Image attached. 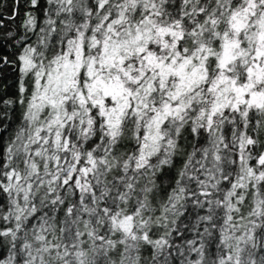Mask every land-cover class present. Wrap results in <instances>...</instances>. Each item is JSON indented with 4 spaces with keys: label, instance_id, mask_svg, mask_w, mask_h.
I'll return each instance as SVG.
<instances>
[{
    "label": "snow or ice",
    "instance_id": "snow-or-ice-1",
    "mask_svg": "<svg viewBox=\"0 0 264 264\" xmlns=\"http://www.w3.org/2000/svg\"><path fill=\"white\" fill-rule=\"evenodd\" d=\"M0 264H264V0H2Z\"/></svg>",
    "mask_w": 264,
    "mask_h": 264
},
{
    "label": "trees",
    "instance_id": "trees-1",
    "mask_svg": "<svg viewBox=\"0 0 264 264\" xmlns=\"http://www.w3.org/2000/svg\"><path fill=\"white\" fill-rule=\"evenodd\" d=\"M0 2H2V0H0Z\"/></svg>",
    "mask_w": 264,
    "mask_h": 264
}]
</instances>
